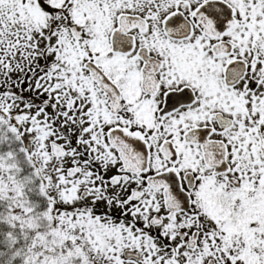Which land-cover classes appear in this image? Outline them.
<instances>
[{
    "label": "snow or ice",
    "instance_id": "6c2138e0",
    "mask_svg": "<svg viewBox=\"0 0 264 264\" xmlns=\"http://www.w3.org/2000/svg\"><path fill=\"white\" fill-rule=\"evenodd\" d=\"M0 264H264V0H0Z\"/></svg>",
    "mask_w": 264,
    "mask_h": 264
}]
</instances>
